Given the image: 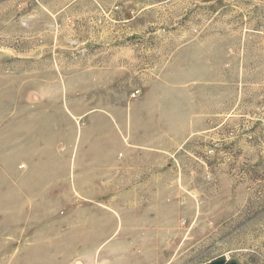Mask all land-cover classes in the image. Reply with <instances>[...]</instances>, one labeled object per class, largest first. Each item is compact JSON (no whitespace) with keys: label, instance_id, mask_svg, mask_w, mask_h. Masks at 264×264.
Returning <instances> with one entry per match:
<instances>
[{"label":"rangeland","instance_id":"obj_1","mask_svg":"<svg viewBox=\"0 0 264 264\" xmlns=\"http://www.w3.org/2000/svg\"><path fill=\"white\" fill-rule=\"evenodd\" d=\"M264 264V0H0V264Z\"/></svg>","mask_w":264,"mask_h":264},{"label":"water","instance_id":"obj_2","mask_svg":"<svg viewBox=\"0 0 264 264\" xmlns=\"http://www.w3.org/2000/svg\"><path fill=\"white\" fill-rule=\"evenodd\" d=\"M207 264H238V263L236 261H227L224 259H219V260L208 262Z\"/></svg>","mask_w":264,"mask_h":264}]
</instances>
